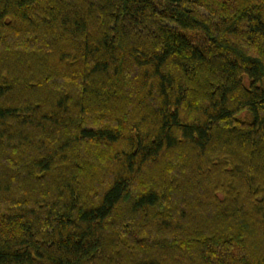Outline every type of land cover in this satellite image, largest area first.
I'll return each mask as SVG.
<instances>
[{
  "label": "trees",
  "instance_id": "16d2710c",
  "mask_svg": "<svg viewBox=\"0 0 264 264\" xmlns=\"http://www.w3.org/2000/svg\"><path fill=\"white\" fill-rule=\"evenodd\" d=\"M0 264H264V0H0Z\"/></svg>",
  "mask_w": 264,
  "mask_h": 264
},
{
  "label": "rangeland",
  "instance_id": "374dc122",
  "mask_svg": "<svg viewBox=\"0 0 264 264\" xmlns=\"http://www.w3.org/2000/svg\"><path fill=\"white\" fill-rule=\"evenodd\" d=\"M245 118H247V116H245Z\"/></svg>",
  "mask_w": 264,
  "mask_h": 264
}]
</instances>
